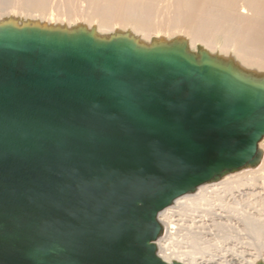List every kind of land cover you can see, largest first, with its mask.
<instances>
[{
  "label": "water",
  "instance_id": "95a60500",
  "mask_svg": "<svg viewBox=\"0 0 264 264\" xmlns=\"http://www.w3.org/2000/svg\"><path fill=\"white\" fill-rule=\"evenodd\" d=\"M263 136V91L178 52L0 31V264H169L158 214Z\"/></svg>",
  "mask_w": 264,
  "mask_h": 264
},
{
  "label": "bare ground",
  "instance_id": "6f19581e",
  "mask_svg": "<svg viewBox=\"0 0 264 264\" xmlns=\"http://www.w3.org/2000/svg\"><path fill=\"white\" fill-rule=\"evenodd\" d=\"M6 29L178 52L264 93V0H0V31ZM258 151L253 162L197 186L158 214L159 257L169 264H264L260 244L244 236L264 235V137ZM180 227L189 231L185 249L170 240Z\"/></svg>",
  "mask_w": 264,
  "mask_h": 264
},
{
  "label": "rangeland",
  "instance_id": "374dc122",
  "mask_svg": "<svg viewBox=\"0 0 264 264\" xmlns=\"http://www.w3.org/2000/svg\"><path fill=\"white\" fill-rule=\"evenodd\" d=\"M194 52H195V51H194ZM196 54H197V53H196ZM263 137H264V136H263ZM263 137L261 138V140L259 141V143L263 140ZM258 148H259V144H258ZM258 152H259V151H258ZM260 154H261V153H260ZM261 157H262V156H261ZM260 162H261V161H260ZM241 168H242V167H241ZM238 169H239V168L231 169V171H228V172H226V173H225V172H222V173L219 175V177H217V179H218V178H222L223 176H225V175L228 174V173H234V172H236ZM258 189H259V190H262L261 188H258ZM193 191H194V189H193ZM261 207H262V206H261ZM261 207L259 206L258 208H261ZM261 209H262L261 211H262V213H263V212H264V211H263L264 207H262ZM263 214H264V213H263ZM260 217H264V215H263V216H260ZM184 218H186V217H184ZM189 222H190V220L187 221L186 223L189 225V224H191V223H189ZM181 223H182V222H181ZM186 223L184 222V224H186ZM180 228H182V227H180ZM180 228H179L178 230H179V231L181 230L180 232H182V230H183V234H184V235H182V233H180V232H175L174 235L172 234V236L170 237V240L172 239L171 242H172V241L175 242L176 245L174 244V242H172V244L175 245V247H178L179 249H180V248L185 249V248H184L185 245H186V246L189 245V243H187V238L185 237V236L189 235V231H188V233H187L186 231H184V230H187L188 226H187V228H186V227H183V228H185V229H183V228L180 229ZM178 230H177V231H178ZM163 232H164V231H163ZM243 232H245V231H243ZM243 232H242V233H243ZM177 233H178V235H177ZM185 233H186V234H185ZM233 233H234V232H233ZM245 233H246V234H245L244 236H247V235H248V237H246V240L248 239L249 242H251L252 244L255 243V242H256L255 244H257V245L260 244L259 246H261L262 250H264V249H263V248H264V237H263L264 235L261 236L263 239H262L261 237H259V239H257V238L255 239V237H254V235H253L252 233H251V234H250V232H248V233L245 232ZM162 234H163V233H162ZM249 234H250V236H249ZM179 235H182V236H179ZM176 236H178V238H177ZM183 236L186 238V240H184L185 238H184ZM251 236H252V237H251ZM175 237H176V238H175ZM182 237H183V238H182ZM250 238H251V239H250ZM260 238H261V239H260ZM252 239H254V240H252ZM177 240H178V241H177ZM180 240H182L183 243H180ZM202 240H203V239H202ZM255 240H259V242L255 241ZM260 240H261V243H260ZM184 241H185V242H184ZM204 241H206V242H204ZM252 241H253V242H252ZM211 242H213V241H211ZM211 242L207 243V240H203V243H207V245H209ZM185 243H186V244H185ZM177 244H178V245H177ZM179 244H180V246H179ZM187 244H188V245H187ZM262 244H263V245H262ZM183 245H184V246H183ZM188 248H189V247H188ZM202 252H205V251L203 250ZM206 253H207V254H210V253L208 252V250H206Z\"/></svg>",
  "mask_w": 264,
  "mask_h": 264
},
{
  "label": "built area",
  "instance_id": "2783aa9c",
  "mask_svg": "<svg viewBox=\"0 0 264 264\" xmlns=\"http://www.w3.org/2000/svg\"><path fill=\"white\" fill-rule=\"evenodd\" d=\"M163 233V232H162Z\"/></svg>",
  "mask_w": 264,
  "mask_h": 264
}]
</instances>
